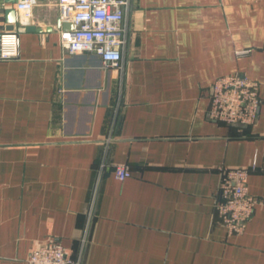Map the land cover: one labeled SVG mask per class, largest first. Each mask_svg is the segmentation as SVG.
<instances>
[{
	"label": "crops",
	"instance_id": "obj_1",
	"mask_svg": "<svg viewBox=\"0 0 264 264\" xmlns=\"http://www.w3.org/2000/svg\"><path fill=\"white\" fill-rule=\"evenodd\" d=\"M19 1L0 0V19ZM16 15L0 20L18 33L0 57V264L52 239L81 264H264V206L232 235L215 210L223 167L255 164L249 191L264 197V0H130L118 69L64 50L59 0ZM229 73L260 87L241 130L207 116Z\"/></svg>",
	"mask_w": 264,
	"mask_h": 264
},
{
	"label": "built area",
	"instance_id": "obj_2",
	"mask_svg": "<svg viewBox=\"0 0 264 264\" xmlns=\"http://www.w3.org/2000/svg\"><path fill=\"white\" fill-rule=\"evenodd\" d=\"M130 0H59L61 19L72 22L73 28L61 32L60 41L69 54L94 52L109 67H122L123 48L127 40L125 25ZM36 0H20L16 9L18 22L27 24L33 16ZM18 53V33L6 31L0 34V57L12 58ZM262 104L259 83L240 73L217 77L212 84L209 119L230 126L242 127L256 123ZM108 162L104 151L96 172L90 206L98 196L99 178ZM251 166L223 167L215 201V210L222 226L229 234L244 231L248 220L258 205L264 206V197L250 193L248 176ZM117 179L129 175V166L114 165ZM29 264H81L80 258L69 255L61 241L52 239L35 248L28 258Z\"/></svg>",
	"mask_w": 264,
	"mask_h": 264
},
{
	"label": "water",
	"instance_id": "obj_3",
	"mask_svg": "<svg viewBox=\"0 0 264 264\" xmlns=\"http://www.w3.org/2000/svg\"><path fill=\"white\" fill-rule=\"evenodd\" d=\"M7 1H12L13 0H7ZM1 12L5 13L4 17H1L0 20H4L8 25L6 26L7 29L11 30L14 27V23L16 22V7L12 6L6 9H2ZM65 26H68L66 29H71V24L70 23H65ZM34 26H28L27 29H34Z\"/></svg>",
	"mask_w": 264,
	"mask_h": 264
},
{
	"label": "trees",
	"instance_id": "obj_4",
	"mask_svg": "<svg viewBox=\"0 0 264 264\" xmlns=\"http://www.w3.org/2000/svg\"><path fill=\"white\" fill-rule=\"evenodd\" d=\"M232 127H237V126H234V125H233ZM237 128H238V127H237Z\"/></svg>",
	"mask_w": 264,
	"mask_h": 264
}]
</instances>
